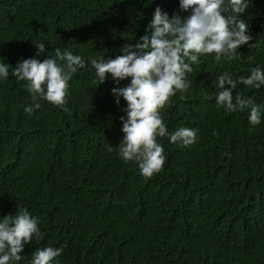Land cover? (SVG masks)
Returning a JSON list of instances; mask_svg holds the SVG:
<instances>
[{"label":"trees","instance_id":"1","mask_svg":"<svg viewBox=\"0 0 264 264\" xmlns=\"http://www.w3.org/2000/svg\"><path fill=\"white\" fill-rule=\"evenodd\" d=\"M25 1L0 0V62L16 65L39 42L41 60L56 48L86 61L115 56L145 34L155 7L178 11V0ZM242 18L250 46L228 62L201 57L188 90L160 110L169 133L195 129L197 140L183 147L158 137L165 163L151 177L117 155L124 102L114 103V83L99 84L90 64L68 82L67 111L41 100L26 114V81L16 79L10 96L0 87V217L26 208L40 221L18 264L46 246L63 249L59 264H264V112L252 126L248 109L215 101L225 71L236 79L264 69V0ZM237 93L264 105V86L238 84Z\"/></svg>","mask_w":264,"mask_h":264},{"label":"clouds","instance_id":"2","mask_svg":"<svg viewBox=\"0 0 264 264\" xmlns=\"http://www.w3.org/2000/svg\"><path fill=\"white\" fill-rule=\"evenodd\" d=\"M34 1H25L30 8ZM252 0H178V11L171 15L160 6L155 7L145 34L133 43L120 47L115 56L88 57L74 55L71 51L56 48L54 57H39L46 52L45 43L35 44L36 52L29 58L7 63L0 62V87L5 96L15 88V80L26 81L25 87L31 103L24 112L31 115L41 108V100L67 111L69 81L79 69L89 64L94 69L99 84L112 81L114 103L121 109L119 117L122 137L117 155L125 163L134 162L144 177H151L164 166L163 146L158 137L168 136L171 143L188 147L196 143L197 131L181 127L172 133L161 116L160 110L178 91L189 88L187 74L193 72L192 65H199L201 57L211 55L219 64L236 58L237 50L250 46L253 39L249 25L242 18ZM46 9V6H45ZM44 9V12H45ZM181 13H188L182 16ZM225 13H228L225 15ZM53 16H45L50 18ZM41 36L40 39H42ZM249 75L236 79L225 71L216 78L214 87L219 89L215 101L217 107L227 112L248 109V121L252 126L261 123L264 105L250 97H242L233 90L238 84L260 89L264 86V69L252 67ZM126 81L125 86H119ZM215 134V133H213ZM108 147V151H112ZM39 218L26 208L17 210L14 216L0 217V264H18L25 245L34 236H39ZM62 248L46 246L32 253L29 264H59Z\"/></svg>","mask_w":264,"mask_h":264}]
</instances>
